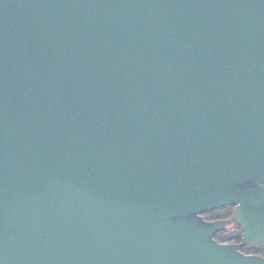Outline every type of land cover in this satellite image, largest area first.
Masks as SVG:
<instances>
[{"label": "water", "instance_id": "obj_1", "mask_svg": "<svg viewBox=\"0 0 264 264\" xmlns=\"http://www.w3.org/2000/svg\"><path fill=\"white\" fill-rule=\"evenodd\" d=\"M233 206L240 244L215 236ZM264 0H0V264H264Z\"/></svg>", "mask_w": 264, "mask_h": 264}, {"label": "trees", "instance_id": "obj_2", "mask_svg": "<svg viewBox=\"0 0 264 264\" xmlns=\"http://www.w3.org/2000/svg\"><path fill=\"white\" fill-rule=\"evenodd\" d=\"M233 214V207H228L226 209H220L218 211H213L211 213L205 214L204 217L208 221H214L224 217H231ZM233 226V225H232ZM215 238L222 243H235L240 244L243 239V233L241 228H232L224 232L218 233ZM241 251L246 254H256L264 257V248L260 250H250L247 247L241 248Z\"/></svg>", "mask_w": 264, "mask_h": 264}, {"label": "flooded vegetation", "instance_id": "obj_3", "mask_svg": "<svg viewBox=\"0 0 264 264\" xmlns=\"http://www.w3.org/2000/svg\"><path fill=\"white\" fill-rule=\"evenodd\" d=\"M233 211H234V209H233ZM233 215V214H232ZM232 217V216H231ZM231 217L229 218V217H224V218H219V219H217V220H214V221H219V220H225V221H227V225H226V227H225V229L223 230V231H220L219 233H221V232H224V231H226V230H229L230 231V229H232V228H234L232 225V223H231Z\"/></svg>", "mask_w": 264, "mask_h": 264}]
</instances>
